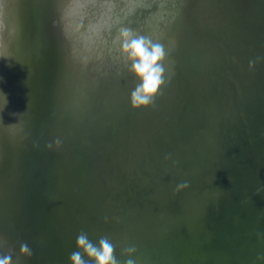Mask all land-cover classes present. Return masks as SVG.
<instances>
[{
	"label": "water",
	"instance_id": "obj_1",
	"mask_svg": "<svg viewBox=\"0 0 264 264\" xmlns=\"http://www.w3.org/2000/svg\"><path fill=\"white\" fill-rule=\"evenodd\" d=\"M123 27L169 50L148 109L130 106ZM257 56L264 0H0V233L31 246L22 264H68L81 230L139 264H257Z\"/></svg>",
	"mask_w": 264,
	"mask_h": 264
},
{
	"label": "clouds",
	"instance_id": "obj_2",
	"mask_svg": "<svg viewBox=\"0 0 264 264\" xmlns=\"http://www.w3.org/2000/svg\"><path fill=\"white\" fill-rule=\"evenodd\" d=\"M117 39L120 41V51L126 61L128 69L134 78V87L130 92V106L134 110L153 107L162 87L170 79L167 67L169 50L165 44L153 40L150 36L139 34L133 29L123 27L119 30ZM264 62V57L257 56L249 60V70H253L259 63ZM59 138L51 141L47 147L59 146ZM170 159V157H166ZM175 164V162H173ZM187 180L175 186L174 194L189 188ZM264 191V186L257 189V194ZM246 203V201H242ZM105 223L108 217H105ZM95 235V233H93ZM117 243L108 234L99 235L97 240L89 238L87 231L81 230L75 243V250L69 254L68 264H139L137 245L127 243L121 248L120 258L116 256ZM31 246L21 241L19 252L11 246L6 235L0 233V264H22L25 258H31ZM257 264L264 262V254L256 258Z\"/></svg>",
	"mask_w": 264,
	"mask_h": 264
}]
</instances>
